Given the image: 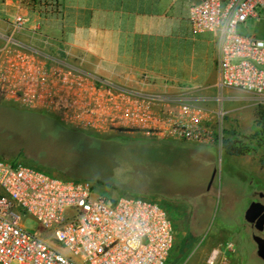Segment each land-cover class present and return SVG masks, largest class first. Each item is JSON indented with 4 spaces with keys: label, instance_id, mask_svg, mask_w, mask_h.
<instances>
[{
    "label": "rangeland",
    "instance_id": "obj_1",
    "mask_svg": "<svg viewBox=\"0 0 264 264\" xmlns=\"http://www.w3.org/2000/svg\"><path fill=\"white\" fill-rule=\"evenodd\" d=\"M24 1L28 6L38 3L39 11H46L48 6L51 13L62 14L64 4L87 0H20ZM10 4L0 0L3 26ZM67 15L72 16L70 12ZM10 23L4 31L14 36L17 31L11 32ZM159 25L160 35L153 38L151 66L109 72L102 66L103 53L90 52L85 43L76 52L64 53L71 59L82 57L90 73L116 85L168 98L175 119L186 121L191 129L210 128L214 133L221 130L222 139L235 137L255 147L256 154L246 161L247 168L237 164L235 157L216 142L203 144L137 129L79 130L65 125L53 112L1 98L0 155L58 177L88 180L94 192L108 200L136 196L161 203L174 229L166 264H207L210 250L227 240L234 242L235 250L229 254L234 264H264L255 257L240 255L246 242L244 211L251 200L245 182L250 176L264 178L260 159L264 158V149L257 145L264 122L252 120L259 106L264 109V102L253 94L217 86L216 46L189 32L187 22L160 20ZM239 30L255 31L264 37V21L250 20L248 28ZM183 103L190 106V112L183 109ZM217 111L223 112L221 121ZM57 121L67 128L55 127ZM213 168L217 169L216 178L206 190ZM22 223L32 234L43 237L48 233L30 215Z\"/></svg>",
    "mask_w": 264,
    "mask_h": 264
},
{
    "label": "built area",
    "instance_id": "obj_2",
    "mask_svg": "<svg viewBox=\"0 0 264 264\" xmlns=\"http://www.w3.org/2000/svg\"><path fill=\"white\" fill-rule=\"evenodd\" d=\"M250 20L264 21V0H191L188 7L190 31L213 36L217 86L264 102V37L239 30ZM28 21L17 12L11 32ZM0 38L1 99L53 112L79 130L137 129L222 147L221 130L191 129L176 120L168 98L96 76L82 57L27 46L12 33ZM182 107L190 112L188 104ZM216 115L221 121L223 112ZM26 215L47 235L30 233L22 223ZM173 242L171 218L159 202L136 196L108 200L88 180L0 158V264H166ZM234 250L227 240L210 250L206 263L234 264L229 258Z\"/></svg>",
    "mask_w": 264,
    "mask_h": 264
},
{
    "label": "crops",
    "instance_id": "obj_3",
    "mask_svg": "<svg viewBox=\"0 0 264 264\" xmlns=\"http://www.w3.org/2000/svg\"><path fill=\"white\" fill-rule=\"evenodd\" d=\"M7 1L11 3L10 9L7 20L3 21L5 26L0 21V29H3L0 33L7 34L4 30L8 22L21 12L28 15L29 21L14 34L17 40L55 54L76 52L85 43L90 52L103 53L102 66L109 72L153 64V38L160 35V20L179 24L187 22L191 32L188 22L191 0H87L64 4L62 14L51 13L48 6L46 11H39L38 3L28 6V1ZM68 12L72 16H68ZM87 13L90 15L84 16ZM194 35L202 36L207 44L215 46L210 32ZM85 36L88 39L84 40ZM2 44L3 39L0 46ZM256 111L252 120L256 123L262 119L264 122V113L256 114ZM261 137L263 139L257 140V145L264 149V133ZM256 151L250 146L248 151L231 156L235 157L237 164L247 168L246 161L255 156ZM260 159L264 161V158Z\"/></svg>",
    "mask_w": 264,
    "mask_h": 264
},
{
    "label": "flooded vegetation",
    "instance_id": "obj_4",
    "mask_svg": "<svg viewBox=\"0 0 264 264\" xmlns=\"http://www.w3.org/2000/svg\"><path fill=\"white\" fill-rule=\"evenodd\" d=\"M216 171H217V169L213 168L211 176H210V178L207 182V185H206V190H209L210 187L212 186V184L216 178V174H215ZM250 177L251 178L247 179L245 182L246 185H248L250 187V193H249V195L251 196L250 203L252 201H260L262 204H264V178L255 179L253 176H250ZM254 179H255V181L253 182ZM200 197H201V195H200ZM245 223H246V225H244L243 229H244V232L246 235V242L242 243L240 255L242 254V256H244L246 259H248L250 257H255L259 261L264 262V259H262L257 254L256 243L253 239L254 234H258V235L264 237V234H263L264 228L262 231H257L255 228L254 222H248L245 220ZM247 242H249V243L247 244Z\"/></svg>",
    "mask_w": 264,
    "mask_h": 264
},
{
    "label": "water",
    "instance_id": "obj_5",
    "mask_svg": "<svg viewBox=\"0 0 264 264\" xmlns=\"http://www.w3.org/2000/svg\"><path fill=\"white\" fill-rule=\"evenodd\" d=\"M244 219L254 222L257 231L264 228V204L260 201H252L244 211ZM253 239L256 243L257 254L264 259V237L254 234Z\"/></svg>",
    "mask_w": 264,
    "mask_h": 264
},
{
    "label": "trees",
    "instance_id": "obj_6",
    "mask_svg": "<svg viewBox=\"0 0 264 264\" xmlns=\"http://www.w3.org/2000/svg\"><path fill=\"white\" fill-rule=\"evenodd\" d=\"M260 113H264V109L261 106H259L257 111H256V114H260ZM55 127L63 128V129L67 128V126L62 124L60 121H57V123L55 124ZM230 133H233V132H230ZM222 148L224 149V151L227 154L240 155V154L248 151V148H250V146L240 143L235 137L230 138V137L224 136L222 139ZM11 156L12 155H9V157H11ZM0 158L8 160L7 158L2 157V155H0ZM262 163L264 164L263 160H262Z\"/></svg>",
    "mask_w": 264,
    "mask_h": 264
}]
</instances>
